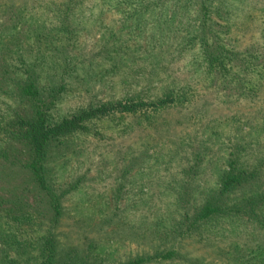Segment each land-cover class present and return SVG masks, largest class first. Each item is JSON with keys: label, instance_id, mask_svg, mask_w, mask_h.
I'll use <instances>...</instances> for the list:
<instances>
[{"label": "rangeland", "instance_id": "rangeland-1", "mask_svg": "<svg viewBox=\"0 0 264 264\" xmlns=\"http://www.w3.org/2000/svg\"><path fill=\"white\" fill-rule=\"evenodd\" d=\"M246 1L231 4L226 38L257 57L264 0ZM134 8L117 0H0V264L50 257L122 264L166 251L173 256L160 264H264L258 217L223 213L194 221L218 191L231 152L259 172L224 201L264 194V83L253 88L256 96L241 95L213 75L205 78L197 60L190 62L195 47L180 51L171 39L168 53L157 54V46L149 53L151 35L172 34L162 27L166 17L169 27L199 20L191 11L175 15L173 7L166 17H133ZM25 62L41 85H65L52 120L88 104L146 103L127 116L93 118L49 145L44 165L60 203L57 220L49 194L26 167L33 110L14 90ZM167 90L173 102L151 112L150 102Z\"/></svg>", "mask_w": 264, "mask_h": 264}, {"label": "trees", "instance_id": "trees-1", "mask_svg": "<svg viewBox=\"0 0 264 264\" xmlns=\"http://www.w3.org/2000/svg\"><path fill=\"white\" fill-rule=\"evenodd\" d=\"M120 3L135 7L131 16L136 17L145 12L149 15L154 13L160 17H166V12L173 7L175 15L180 13L185 16L187 12H194L199 23L196 26H190L183 21L178 25L167 26L171 21L167 17L162 21V27L170 28L172 34H159L158 38L151 35L147 42L149 53L158 48L157 54L168 53L171 47L169 40L178 43L180 51L194 49L197 55L192 54V59L197 60L198 66L204 70V77L213 75L219 83H229L234 85L233 89L239 90L241 95L251 93L257 95V89L264 83V47L259 45L260 54L256 57L254 50L245 48L237 49L234 42L226 38V31L229 32L231 22L235 17L232 5L233 1L247 2L246 0H117ZM252 1V0H249ZM259 2L261 0H253ZM232 4V5H231ZM180 9V11L178 10ZM158 13H156L157 11ZM170 17V16H169ZM175 20V19H174ZM173 20V21H174ZM168 29L167 32H170ZM160 31V29H159ZM158 31V32H159ZM223 34V35H222ZM155 53V52H154ZM156 54V53H155ZM245 54V56H244ZM174 55V54H173ZM178 56L177 54H175ZM150 56V55H149ZM193 57V58H192ZM165 58V57H164ZM250 65H249V64ZM24 79L16 82L14 86L15 94L19 98L27 99L33 110V117L26 123L27 138L31 144L33 157L31 162L26 166L31 173L36 185L42 192L49 194L51 205L54 211V218L57 220L60 215V203L58 196L52 191L45 167V154L49 145L61 137L67 136L77 129L83 127V123L104 115L127 116L137 111L138 106L146 103L136 100L134 103L130 99L121 100L116 103L100 106L88 104L80 108L70 117L52 120V111L56 102L60 99L58 91L65 90V85H41L39 83V73L34 69L33 64L24 63ZM251 66L255 67L256 73H251ZM254 80V81H253ZM238 86V87H237ZM162 97H157L150 102L153 113H156L163 104L173 102L172 90ZM239 155L231 152L228 159V169L221 177L218 191L209 197L205 204L198 212L195 222L210 220L215 216L227 214H242L250 219L258 217L264 225L258 210L264 207V194L252 195L238 204H229L224 201L238 187L252 183L257 179L258 170L243 166ZM231 205V206H229ZM255 213L257 216H255ZM47 243L52 248V240L47 239ZM159 258L139 257L131 259L122 264H153L151 262L162 263L170 260L173 256L172 251L161 252L157 254ZM44 264H75L72 260L68 263L59 261L58 258H46Z\"/></svg>", "mask_w": 264, "mask_h": 264}]
</instances>
